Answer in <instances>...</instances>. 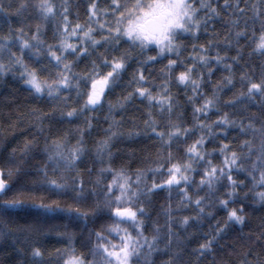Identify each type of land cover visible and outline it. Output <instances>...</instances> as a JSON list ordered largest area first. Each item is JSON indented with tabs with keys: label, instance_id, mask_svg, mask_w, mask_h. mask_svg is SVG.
Here are the masks:
<instances>
[{
	"label": "snow or ice",
	"instance_id": "obj_1",
	"mask_svg": "<svg viewBox=\"0 0 264 264\" xmlns=\"http://www.w3.org/2000/svg\"><path fill=\"white\" fill-rule=\"evenodd\" d=\"M10 7L0 0V81L33 100L9 115L23 139L3 137L0 153V243L17 246L16 264H229L225 247L264 264V215L243 233L247 209L264 210V0ZM136 138L150 145L138 166L117 163ZM58 214L83 227L49 249L40 221Z\"/></svg>",
	"mask_w": 264,
	"mask_h": 264
},
{
	"label": "trees",
	"instance_id": "obj_2",
	"mask_svg": "<svg viewBox=\"0 0 264 264\" xmlns=\"http://www.w3.org/2000/svg\"><path fill=\"white\" fill-rule=\"evenodd\" d=\"M3 2L5 6L11 5V7L9 8L10 12H15L18 4L20 3V0H3ZM82 7L83 6L81 5V11H82ZM28 16H29V12H22L20 17L13 18V23L15 24L19 19ZM32 23H35V20H33ZM48 35L49 37L51 36L50 31ZM181 39L184 40L183 37ZM204 39H207L206 35H202L201 42H203ZM147 54L154 55L155 53L149 52ZM186 54L187 53H185V55ZM229 54L235 55L234 52H231ZM252 60L253 62L258 63V57H253ZM166 62H167L166 60H163L162 62H157L154 66L149 65V67L150 68L155 67L156 69H159L162 66V63H166ZM220 75L221 72L217 71L216 75L213 77V80L217 79ZM174 91H180L181 99L183 98L182 86L180 89L174 88ZM13 96L15 97V103L8 102V100H10ZM32 103L33 100L28 96V93L26 91V86L14 80L13 78H11V76H9L6 81H0V128L3 129V132H0V153L5 151L4 148L5 140L3 137H6L7 139L8 149H11V147H13L17 142L22 141L23 139V134L20 131V129H23L24 125H20V129H17L15 132L7 128V125L9 123L8 120L9 115H11L12 119H15V111L17 110L18 106L20 110H23L26 106L31 105ZM136 103L139 104V101H137ZM188 111L190 112V108L188 109ZM214 118L215 117L213 116V119ZM65 127H67V125H65ZM146 146L150 147L149 142L144 138H136L133 140L123 141L118 145L121 151H120V157L117 159V163H120L121 161L126 162L131 159L132 167L134 168L137 167L138 166L137 161L142 155L145 154ZM209 147H211V145H209ZM130 150H135L134 157L132 156V152ZM165 196H166L165 191L160 190L158 193L159 202H162ZM256 208L257 210L255 212L252 211V208L247 209L250 216L252 217V220L250 226L248 228L243 229V233H247L250 230V228H255L256 224L258 223L257 217L264 215V210L259 209V206H256ZM28 219L29 217H24L20 222L24 223ZM40 223L44 225V228L46 230V235H43L41 237V240L49 249L59 248L64 244V239L57 235L58 231H64L65 229H67L70 232H78L83 227L80 224V222L77 221L75 218L67 217L62 214L53 215L50 218H42ZM237 229H239V226H237ZM191 230L192 229H189V231ZM204 230L207 231V223L204 226ZM34 236L35 234H32V236H29V239L34 238ZM235 236H236L235 231L230 232L227 236H225L224 240L220 242L221 245H231ZM23 239L24 236H21V240ZM195 243H196L195 239H193L192 241L193 247L195 246ZM246 244L247 241L238 240L237 252L243 250V247ZM23 246L24 245H21V247ZM16 247L17 246L11 242L6 244L0 243V264H16V261L20 258V253L15 250ZM221 255L224 257L226 261H229V264H235L237 255L233 252V249L231 247H225L221 252Z\"/></svg>",
	"mask_w": 264,
	"mask_h": 264
}]
</instances>
